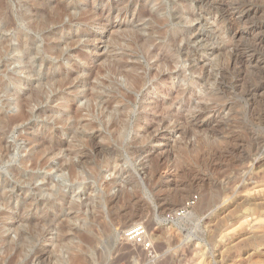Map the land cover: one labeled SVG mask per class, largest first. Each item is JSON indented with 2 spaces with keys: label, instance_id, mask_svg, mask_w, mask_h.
<instances>
[{
  "label": "rangeland",
  "instance_id": "obj_1",
  "mask_svg": "<svg viewBox=\"0 0 264 264\" xmlns=\"http://www.w3.org/2000/svg\"><path fill=\"white\" fill-rule=\"evenodd\" d=\"M5 2L0 264H264V0Z\"/></svg>",
  "mask_w": 264,
  "mask_h": 264
},
{
  "label": "bare ground",
  "instance_id": "obj_2",
  "mask_svg": "<svg viewBox=\"0 0 264 264\" xmlns=\"http://www.w3.org/2000/svg\"><path fill=\"white\" fill-rule=\"evenodd\" d=\"M5 1H6V0H5ZM5 1H4V2H5ZM31 1H32V0H31ZM4 2H2V0H0V22L2 23V28H1V29L7 31V30L11 29V28L14 26V24H15V22H16L17 20L15 21L14 18L10 15L9 11L7 10L8 7H9V6L7 5L8 3L6 4V2H5V3H4ZM33 2H34V0H33ZM36 2H37V1H36ZM42 4H43V3H42ZM40 5H41V4H40ZM43 8H44V7H43ZM45 9H47V8H45ZM26 10H28V9H26ZM28 11H29V10H28ZM28 11H27V12H28ZM30 11H32V10H30ZM36 11H37V10H36ZM36 11H35V12H36ZM45 11H46V10H45ZM45 11H44V12H45ZM56 11H57V10H56ZM60 11H61V10H60ZM23 12H24V11H23ZM32 12H33V11H32ZM41 12L43 13V10H42ZM25 13H26V12H25ZM25 13H24V14H25ZM28 13H29V12H28ZM59 13H60V12H59V10H58L57 13H54V17H55V14H58L59 17H60V14H59ZM26 14H27V13H26ZM26 14H25V15H26ZM30 14H32V13H29V15H30ZM36 14H37V13H36ZM44 14H45V13H44ZM38 15H39V14H37V16H38ZM40 15H41V14H40ZM40 15L38 16L39 19L37 18L36 21L34 20V21L30 22L31 24L29 23V27H30L31 29H32V28L35 29L34 31H37L36 29H41V28L43 29L44 27H46L47 24H48V21H49L48 19H50V18H49L50 16L48 17V19H47V18H44V17H43V18H40ZM58 15H56V16H58ZM18 16H21V15L18 14ZM26 16H27V15H26ZM26 16H25V17H26ZM31 16H33V15H30L29 18H31ZM42 16H43V15H41V17H42ZM23 17H24V16H23ZM25 17H24V19H25ZM27 17H28V16H27ZM27 17H26V18H27ZM35 17H36V16H35ZM45 17H47V16L45 15ZM59 17H58V18H59ZM18 18H19V17H18ZM33 18H34V16H33ZM53 19H54V18H51V20H53ZM21 20H22V19H21ZM25 20H27V19H25ZM51 20H50V21H51ZM58 20H59V19H58ZM19 21H20V20H19ZM28 21H29V20H28ZM30 21H31V20H30ZM49 23H50V22H49ZM27 25H28V24H27ZM43 30H44V29H43ZM22 31H24V30H22ZM22 31H21V30L17 31V32H16V35H17V36H21V37L23 38V40L20 41V42L18 41V42H19L18 45H15V44L12 45V44H11L12 46H10V47H11V50H13V51H15V52L18 53V55H16V56L14 57L16 62H15V61H13V62H15V63H17V62H18V63H19V62H21V63L24 62L23 60H21V59H23V58H22V57L20 58V56H21L20 54H22V56H23V54H24L25 56H27V58H29L28 60H27V58H26L25 61L27 60V67L30 69L31 67H34V66H33L34 63L30 60V59L34 60L33 58H31V57L33 56V55L31 56V54H32L34 51H37V50H34L37 46L34 44L36 47H35V48H32V47H31V44L29 43V41L31 42L32 40H30V39H29V36H27V34H25L26 32L23 33ZM182 34H183V32H182ZM24 37H26V39H25ZM17 39H19V37H17ZM17 39H16V40H17ZM31 39H33V38H31ZM14 40H15V38H14ZM20 40H21V39H20ZM33 40H34V39H33ZM33 42H34V41H33ZM16 44H17V43H16ZM32 45H33V44H32ZM34 45H33V46H34ZM48 45H50V44H48ZM51 45H52V44H51ZM52 46H54V45H52ZM52 46H48V52H49V49H52V48H49V47H52ZM54 47H55V46H54ZM1 48L4 49V50L6 49V42H5V44H4V41H2V43L0 42V49H1ZM38 48H39V47H38ZM58 48H59V47H58ZM2 49H1V50H2ZM45 49H47V48H45ZM1 50H0V52H1ZM8 50H9V49H8ZM39 50H40V49H39ZM53 50H54V49H52L51 51H53ZM55 50H57L56 47H55ZM58 50H59V49H58ZM43 51H44V50H43ZM60 51H61V50H60ZM7 52H8V51H7ZM15 52H14V54H15ZM38 52H39V51H38ZM38 52H36V53H38ZM40 52H42V51H40ZM40 52H39V53H40ZM44 52H45V51H44ZM48 52H47V53H48ZM1 53H2V52H1ZM10 53H13V52L11 51ZM36 53H34V54H36ZM39 53H38V54H39ZM49 53H50V52H49ZM55 53H56V52H55ZM14 54H13V56H14ZM26 54H27V55H26ZM45 54H46V53H44V55H45ZM55 55H56V54H55ZM58 56H60L59 53H58ZM42 57L44 58V56H42ZM42 57H40V58H42ZM45 57H46V55H45ZM43 58H42V59H43ZM13 60H14V59H13ZM34 61H35V60H34ZM15 63H14V64H15ZM21 63H19V64H21ZM25 63H26V62H25ZM35 64H36V63H35ZM28 68H27V69H28ZM29 69H28V70H29ZM31 69H32V68H31ZM31 69H30V70H31ZM30 73H31V72H30ZM17 78H18V77H17ZM11 79H12V78H11ZM22 79H23V78H22ZM12 80H13V79H12ZM18 80H19V79H18ZM24 80H26V79H24ZM0 81H1V80H0ZM14 81H15V80H14ZM21 81H23V80H21ZM27 81H28V80H27ZM12 82H13V81H12ZM18 82H19V81H18ZM13 83H14V82H13ZM1 85H3V82L0 83V87H1ZM2 87H4V86H2ZM1 89H2V88H1ZM12 102H13V101H12ZM12 102H11V104H12ZM15 102H16V101H15ZM15 102H14V104L16 105L17 102H16V103H15ZM22 118H23V114L18 115V116L16 115L15 117H13V118L10 120V123H16V122L20 121ZM37 159H38V157H37ZM43 159H44V158H43ZM35 160H36V159H35ZM39 160H40V159H39ZM38 162H39V161H38ZM42 162H43V163H42ZM42 162H40V163L44 164V163L46 162V160H45V162H44V160H43ZM33 163H37V162L34 161ZM33 165H34V164H33ZM36 165H37V164H36ZM39 165H40V164L38 163V166H39ZM42 166H43V165H42ZM70 171H71V170H70ZM71 175H72L73 177L75 176V172H74V170L71 171ZM33 179H34V178H33ZM6 182H7V181H6ZM49 186H50V185H49ZM51 187H52V186H51ZM58 192H59V191H58ZM45 193H46V192H45ZM55 195H56V198H55V199H57L58 201H62V202H64V201L67 199V197H66V195H65L64 193H57V192H56ZM52 196H53V195H52ZM68 197H69V196H68ZM70 197H71V196H70ZM50 200H51V199H50ZM69 200H70V199H69ZM71 201H72V200H71ZM46 202H47V201H45V203H46ZM38 203H39V202H38ZM69 203H70L69 210H72V209H75V208H76V206H77L76 203H74V202H69ZM39 205H40V204H39ZM82 206H83V205H82ZM82 206H81V207H82ZM52 207H53V208L50 207L51 210H52V211H55V212H58V210L61 209V207H60L59 204H58V205H55V207H54V206H52ZM65 207H66V206H65ZM42 209H43V208H42ZM76 209H77V208H76ZM44 210H45V209H44ZM42 211H43V210H42ZM60 211H61V210H60ZM75 212H76V211H75ZM40 214H41V213H40ZM73 214H74V213H73ZM44 215H45V216L48 215V216H46V217H49V216L52 215V214H51V212H50V210H49V211H47L46 213H44ZM66 215H67V214H66ZM78 215H79V214H78ZM37 216H38V215H37ZM45 216H44V218H45ZM50 217H53V216H50ZM94 217H96V216H94ZM37 218H39V217H37ZM44 218H43V219H44ZM69 218H70V217H69ZM49 219H50V218H49ZM51 219H54V218H51ZM64 219H65V218H64ZM38 220H40V219H38ZM54 220H55V219H54ZM58 220H59V219H58ZM45 221H46V220H43L44 223H45ZM61 221H62V220H61ZM38 222H39V221H38ZM49 222H52V221L49 220ZM60 223H61V222H60ZM62 223H63V222H62ZM47 224H48V221H46L45 225H47ZM51 224H52V223H51ZM63 224L66 225V223H63ZM71 224H72V223H71ZM65 225H61V226L64 227ZM84 225H86V224H84ZM91 225H92V224H91ZM93 225H94V224H93ZM69 226H70V225H69ZM94 226H95V225H94ZM65 227H66V226H65ZM65 227H64V228H65ZM84 227L88 228V225H86V226H84ZM89 227H90V226H89ZM35 228H36V227H35ZM43 228L46 229V227H43ZM59 228H60V227H59ZM38 229H39V228H38ZM45 229H44V230H45ZM62 229H63V228H62ZM69 229H70V227H69ZM75 229H76V228H75ZM40 230H41V229H40ZM48 230H49V229H48ZM58 230H60V229H58ZM64 230H66V233H67V234H69V232L71 231V230H68V231H69V232H68V231H67V228H65ZM64 230H62V231H64ZM85 230H86V229H85ZM91 230H92V226H91ZM33 231H34V230H33ZM38 231H39V230H38ZM46 231H47V230H46ZM52 231H53V230H52ZM60 231H61V230H60ZM60 231H59V232H60ZM62 231H61V232H62ZM76 231H77V230H76ZM87 231H88V229H87ZM87 231H86V232H87ZM40 232H41V231H40ZM47 232H48V231H47ZM61 232H60V233H61ZM64 232H65V231H64ZM74 232H75V230H74ZM78 232H79V231H77V233H78ZM38 233H39V232H37L36 234L38 235ZM92 233H93V232H92ZM41 234H43V230H42ZM72 234H73V233H72ZM75 234H76V232H75ZM86 234H88V232H87ZM86 234L84 233L83 236L86 235ZM89 234H90V233H89ZM39 235H40V234H39ZM39 235H38V236H39ZM44 235L47 236L46 233H45ZM48 235H49V234H48ZM55 235H56V233H55ZM57 235H58V233H57ZM33 236H34V235H33ZM41 236H42V235H41ZM52 236H53V235H52ZM58 236H60V235H58ZM63 236H65V234H64ZM71 236H72V235H71ZM93 236H94V235H93ZM43 237H44V236H42V238H43ZM67 237L70 239V236H67ZM40 238H41V237H40ZM54 238H55V236H54ZM54 238H52V239H54ZM56 238H58V237H56ZM56 238H55V239H56ZM121 238H122V237H121ZM146 238H147V239H148V238H151V236L147 233ZM37 239H38V238H37ZM55 239H54V242H55V243H53V244L58 243V242L55 241ZM61 239H62L61 237L58 238L59 242L61 241ZM85 239H86V238H85ZM154 240H155V239H154ZM50 241H51V240H50ZM86 241H90V240H87V239H86ZM37 242H38V241H37ZM43 242H44V240H43ZM46 242H47V241H46ZM52 242H53V240H52ZM52 242H50V243L52 244ZM63 242H64V243H65V242H68V240L66 241V239H65L64 241L61 242V244L64 246ZM53 244H52V245H53ZM58 244H59V243H58ZM62 245H61V246H62ZM48 246H49V245H47V247H48ZM42 247H43V246H42ZM55 247H56V246H55ZM49 248H50V247H49ZM49 248H48V249H49ZM59 248H60V245H59ZM70 248H71V247H70ZM37 249H38V247H37ZM40 249H41V248H40ZM44 249H45V248H44ZM57 249H58V248H57ZM45 250H46V249H45ZM42 251H43V249H42ZM38 252H39V251H38ZM36 253H37V252H36ZM52 253H53V252H52ZM128 253H129V252H128ZM43 254H44V253H43ZM132 254H133V253H132ZM44 255H45V254H44ZM44 255H43V256H44ZM71 255H72V252H71ZM34 256H35V255H34ZM40 256H41V254H40ZM40 256H39L38 258H40ZM74 256H75V255H74ZM76 256H77V255H76ZM44 257H45V256H44ZM36 258H37V257H36ZM38 258H37V260H38ZM72 258H73L75 261H77V260L75 259V258H77V257H72V256H71L70 259L73 261ZM65 259H66V258H65ZM70 259H68V260L70 261ZM35 260H36V259H35ZM45 260H46V262H47V259H45ZM48 260H49V259H48ZM40 261H41V260H40ZM40 261H39V262H40ZM49 261H51V260H49ZM52 261H53V260H52ZM32 262H33V261H32ZM43 262H45V261H43ZM46 262H45V263H46ZM49 263H50V262H49ZM58 263H59V262H58ZM43 264H44V263H43ZM53 264H54V263H53ZM60 264H61V263H60Z\"/></svg>",
  "mask_w": 264,
  "mask_h": 264
},
{
  "label": "built area",
  "instance_id": "obj_3",
  "mask_svg": "<svg viewBox=\"0 0 264 264\" xmlns=\"http://www.w3.org/2000/svg\"><path fill=\"white\" fill-rule=\"evenodd\" d=\"M199 197L197 195H191L177 210L174 212L168 213L166 216L167 219H176L180 217H184L187 213L193 209L198 203ZM147 235V227L145 223L140 222L130 227L128 230L124 232V239L133 245L140 246L143 250H145L149 255L153 253V240L146 239Z\"/></svg>",
  "mask_w": 264,
  "mask_h": 264
}]
</instances>
